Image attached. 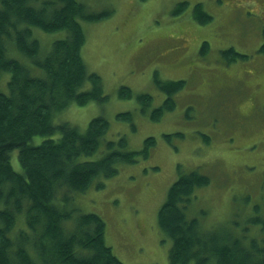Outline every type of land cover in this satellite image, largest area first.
<instances>
[{"label": "rangeland", "instance_id": "obj_1", "mask_svg": "<svg viewBox=\"0 0 264 264\" xmlns=\"http://www.w3.org/2000/svg\"><path fill=\"white\" fill-rule=\"evenodd\" d=\"M80 1L93 11L113 10L101 20L81 22L82 58L88 72L100 76L108 99L71 103L56 120L84 130L93 117L103 116L108 120L105 139L124 134L131 149L140 148L147 136L156 142L146 158L120 164L113 176L97 179L104 185L92 183L74 192L71 201L81 211L104 219L105 242L124 264H169L171 241L163 239L157 214L180 171L198 169L209 176L206 185L196 187L186 209L203 228L223 219L240 220L253 204H261L264 59L258 48L264 38V0ZM181 1H186L184 8L177 5ZM195 5L212 18L198 21ZM33 33L41 55L53 40L66 35L63 29L34 28ZM204 41L207 47L200 55ZM229 48L245 58L226 61L222 52ZM15 54L8 56L30 65L34 75L39 72L26 57ZM155 72L162 80L186 81L174 95L172 110L156 120L150 112L142 113L134 97L117 95L118 88L126 85L133 94L152 96L148 111L161 104L165 93L154 82ZM8 78V71L1 72L0 91H7ZM123 111L131 112V122L126 116L117 118ZM164 134H171L170 139ZM11 163L19 169L17 150L11 153Z\"/></svg>", "mask_w": 264, "mask_h": 264}, {"label": "trees", "instance_id": "obj_2", "mask_svg": "<svg viewBox=\"0 0 264 264\" xmlns=\"http://www.w3.org/2000/svg\"><path fill=\"white\" fill-rule=\"evenodd\" d=\"M177 5L184 8L186 1ZM112 11H93L80 0H0V74L9 72L7 91H0V264H124L105 242L104 219L81 211L71 200L74 192L92 183L104 185L97 179L113 176L120 164L146 158L156 140L147 136L140 148L131 149L124 134L104 138L108 120L103 116L93 117L84 130L56 120L71 103L108 99L100 76L88 72L82 58L81 22L101 20ZM193 11L200 22L212 18L201 5ZM34 28L63 29L66 35L41 55ZM206 47L204 41L198 53ZM260 51L264 54V38ZM12 52L22 54L39 72L34 75L30 65L9 57ZM222 55L228 62L245 58L232 48ZM153 76L165 98L149 111V93L133 94L121 85L117 95L134 97L142 113L150 112L156 120L172 110L174 95L186 81L162 80L156 72ZM116 116L132 121L130 111ZM131 127L135 129L133 123ZM164 136L169 140L171 134ZM13 150L19 169L11 163ZM208 181L198 169L180 171L158 209V228L171 241L169 264H264V193L261 204H253L240 220L223 219L203 228L186 209L196 187ZM262 187L264 192V175Z\"/></svg>", "mask_w": 264, "mask_h": 264}, {"label": "crops", "instance_id": "obj_3", "mask_svg": "<svg viewBox=\"0 0 264 264\" xmlns=\"http://www.w3.org/2000/svg\"><path fill=\"white\" fill-rule=\"evenodd\" d=\"M263 57V59H264V56H262ZM225 66H222V67H220V68H224Z\"/></svg>", "mask_w": 264, "mask_h": 264}]
</instances>
